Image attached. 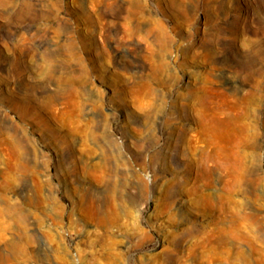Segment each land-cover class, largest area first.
<instances>
[{
    "label": "rangeland",
    "instance_id": "obj_1",
    "mask_svg": "<svg viewBox=\"0 0 264 264\" xmlns=\"http://www.w3.org/2000/svg\"><path fill=\"white\" fill-rule=\"evenodd\" d=\"M0 264H264V0H0Z\"/></svg>",
    "mask_w": 264,
    "mask_h": 264
}]
</instances>
